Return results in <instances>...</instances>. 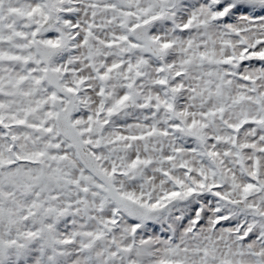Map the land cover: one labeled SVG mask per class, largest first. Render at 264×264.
Masks as SVG:
<instances>
[{
    "label": "snow or ice",
    "instance_id": "6c2138e0",
    "mask_svg": "<svg viewBox=\"0 0 264 264\" xmlns=\"http://www.w3.org/2000/svg\"><path fill=\"white\" fill-rule=\"evenodd\" d=\"M0 264H264V0H0Z\"/></svg>",
    "mask_w": 264,
    "mask_h": 264
}]
</instances>
